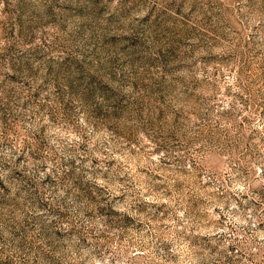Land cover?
<instances>
[{
  "label": "rangeland",
  "instance_id": "374dc122",
  "mask_svg": "<svg viewBox=\"0 0 264 264\" xmlns=\"http://www.w3.org/2000/svg\"><path fill=\"white\" fill-rule=\"evenodd\" d=\"M0 264H264V0H0Z\"/></svg>",
  "mask_w": 264,
  "mask_h": 264
}]
</instances>
